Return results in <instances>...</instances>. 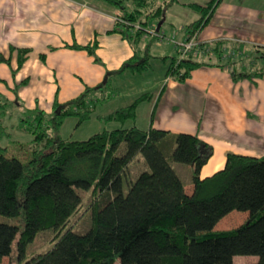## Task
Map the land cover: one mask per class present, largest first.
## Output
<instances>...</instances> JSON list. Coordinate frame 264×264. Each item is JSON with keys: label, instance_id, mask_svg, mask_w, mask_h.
<instances>
[{"label": "trees", "instance_id": "trees-1", "mask_svg": "<svg viewBox=\"0 0 264 264\" xmlns=\"http://www.w3.org/2000/svg\"><path fill=\"white\" fill-rule=\"evenodd\" d=\"M104 1L122 12L114 31L133 46L127 67L147 69L151 62L149 46L143 44L147 27L152 21L160 23L173 1L156 7L150 0ZM221 2L197 6L201 16L188 28L191 39L210 23ZM225 44L216 42L214 57L205 52L209 57L203 61L194 60L192 51H180L178 58H171L165 77L185 82L203 66L228 69L235 82L264 77V47L255 46L241 56L238 45ZM77 48L93 51L89 45ZM15 50L20 68L31 49L11 48ZM10 59L0 53V63ZM144 100H151L149 93L108 119L136 122L138 104ZM71 104H77V111L68 105L49 119L44 113L37 115L39 125L29 131L42 149L31 158L6 156V148L0 147V215L22 217L19 226L0 223V264L12 256L14 244L17 264H233L236 256H255V264H264V157L228 154L222 170L201 179L213 149L192 134L135 124L104 130L83 141L49 136L50 127L59 130L67 117L79 116L80 123L90 118L83 98ZM154 113L155 109L151 119ZM46 119L51 125L45 126ZM122 144L125 151L119 155ZM138 154L149 170L127 182L128 166ZM172 163L192 167V194ZM78 190L94 195L91 227L84 234L72 229L62 233L81 207ZM234 211L249 213L248 221L231 230H215ZM50 229L57 235L53 248L25 260L28 244Z\"/></svg>", "mask_w": 264, "mask_h": 264}, {"label": "rangeland", "instance_id": "rangeland-1", "mask_svg": "<svg viewBox=\"0 0 264 264\" xmlns=\"http://www.w3.org/2000/svg\"><path fill=\"white\" fill-rule=\"evenodd\" d=\"M32 1L37 2V5H32V11L15 3V9L21 12L19 17L26 21L32 19V30L19 28L10 33L0 31V53L11 58L10 63H0V147L6 148L3 152L6 156L22 161L31 158L35 150L42 149L29 131L38 127L37 115L44 113L49 119L68 105L77 111V104H71V101L79 98L85 100V108L91 112L90 118L80 123L79 116L67 117L59 130L50 127L49 136L83 141L104 130L134 126L135 121L122 124L109 120L108 116L133 104L148 92L154 95L158 93L171 58L180 56L175 44L182 29L199 17V13L190 8L182 10L173 6L168 9L161 28L167 37L160 40L152 34L146 36L143 44L149 46L147 54L151 56V62L147 69L139 72L127 67L128 59L118 68L113 66L114 56L120 53L116 41L120 36L114 32L119 14L117 8L104 0ZM150 1L154 4L157 0ZM197 2L206 4L207 1ZM148 8H151V4ZM156 29L154 23L147 27L149 33ZM11 42L32 44L29 59L20 68L18 52H12L14 46L7 45ZM80 44L93 46V51L77 48ZM186 44H189V50L200 46L193 39L187 40ZM156 99L157 95L151 102H139L136 123L140 128L149 126ZM55 106L59 108L55 109ZM48 119L45 126L51 125ZM124 151L125 144H122L119 155ZM172 166L188 188V179L192 184L193 176L190 166L178 163H172ZM148 170L143 155L138 154L128 166L126 181H134L139 174ZM78 192L82 196L81 207L62 233L72 229L75 233L84 234L91 227L90 207L94 195L91 191ZM124 192H128L127 185ZM232 215L225 220L223 231L238 228L249 219L246 212L234 211ZM21 221V216L10 218L0 215V223L19 226ZM56 240V232L52 229L39 232L28 244L25 260L47 253ZM18 256L17 244H14L12 256L5 258L2 264H17ZM257 261L255 256H236L233 264H255ZM116 264H120L119 261Z\"/></svg>", "mask_w": 264, "mask_h": 264}, {"label": "crops", "instance_id": "crops-1", "mask_svg": "<svg viewBox=\"0 0 264 264\" xmlns=\"http://www.w3.org/2000/svg\"><path fill=\"white\" fill-rule=\"evenodd\" d=\"M171 1L172 4L164 14L173 6L182 10L190 8L199 13V17L194 20L196 22L201 16L197 6H204L210 0H205L206 4H200L202 2H197L198 0H157L154 5L156 7ZM15 3L31 11L32 5H37L32 0H0L1 32L10 33L19 28L32 30V19L26 21L19 17L21 12L15 9ZM121 15L119 10L118 17ZM163 18L164 16L158 25L152 21L157 29L152 33L147 31V35L152 34L155 39H166L167 33L161 32ZM191 25H185L179 39L176 37L178 51H182L181 45L191 39L188 30ZM133 32L134 30L132 34ZM116 33L120 36L116 39L120 53L114 56L112 63L118 68L125 59H132L134 49L120 32ZM192 39L200 45L192 50L193 59L197 61L214 57L212 50L218 41L233 47L238 45L241 56L253 52L255 46L264 47V0H222L210 23ZM7 45L33 50L32 44L27 43L11 42ZM148 93L151 96L149 102L156 95L157 99L154 103V116L146 129L151 126L174 134H192L212 147L213 154L202 168L201 179L222 170L228 154L264 157V77L235 82L228 69L203 66L192 71L185 82L165 77L160 81L156 95ZM135 124L137 125L136 122ZM190 168L192 170L191 166ZM190 181L188 179L189 185L186 188V184L185 189L192 194L193 185ZM232 214L233 212L224 217L215 230L222 231L223 225H226L225 220Z\"/></svg>", "mask_w": 264, "mask_h": 264}, {"label": "built area", "instance_id": "built-area-1", "mask_svg": "<svg viewBox=\"0 0 264 264\" xmlns=\"http://www.w3.org/2000/svg\"><path fill=\"white\" fill-rule=\"evenodd\" d=\"M192 44V43H191ZM189 46V44H186V45H184V44H182L181 45V48H182V51L185 53V52H188V51H192V50H189L190 49V47H188Z\"/></svg>", "mask_w": 264, "mask_h": 264}]
</instances>
